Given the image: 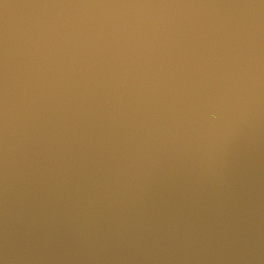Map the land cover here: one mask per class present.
<instances>
[{
    "label": "clouds",
    "instance_id": "clouds-1",
    "mask_svg": "<svg viewBox=\"0 0 264 264\" xmlns=\"http://www.w3.org/2000/svg\"><path fill=\"white\" fill-rule=\"evenodd\" d=\"M0 264H264V0H0Z\"/></svg>",
    "mask_w": 264,
    "mask_h": 264
}]
</instances>
